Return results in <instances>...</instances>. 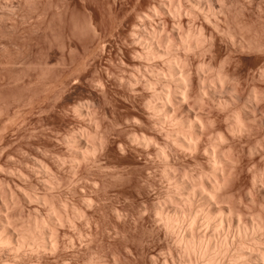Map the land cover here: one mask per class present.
Segmentation results:
<instances>
[{"label":"rangeland","instance_id":"1","mask_svg":"<svg viewBox=\"0 0 264 264\" xmlns=\"http://www.w3.org/2000/svg\"><path fill=\"white\" fill-rule=\"evenodd\" d=\"M174 1L177 4L181 1L182 15L174 16ZM201 1L205 7L201 4L199 10L191 7L190 9L187 0H0V209L6 213L7 203L10 202V216H15L18 211L17 214L22 216V220H27L32 214L46 219L51 213V208L55 206L54 209L59 214V218L55 214L56 218L63 217L62 225L57 220V253L48 251L43 252L45 255H33L28 252L29 254L24 255H28L26 259H21L27 261H24V264H88L91 260L89 258L101 259L104 264L105 261L107 264H172V261L173 264H179L180 252L176 237L170 231L166 232L164 221L159 219L160 216H157L155 210L157 204L162 203L169 187L168 181L161 174V161L154 158L156 155L152 148H145L133 140L134 132L136 136L139 134L138 137L148 135L158 137L160 142L163 140L160 133L162 131L158 125H154L157 124L156 117H153L152 111L148 109L147 102H154L153 89L160 92L162 87V76L160 78L154 72L157 73V70L162 68L158 71L165 73L166 67L159 58L148 60L144 57L145 42L140 39L146 41L144 37H149V34L156 30L159 39L172 36L177 40L184 30L196 32L204 29L203 33L205 32L208 39L203 51L209 48L211 50L205 54L202 51L203 56L202 53L189 55L191 58L188 60L190 63L193 61L189 64L194 78L200 62L207 63L206 65L214 70L222 69L231 78L234 76L233 81L238 80H235L238 86L235 84L239 87V101L229 107L230 110L219 108L209 101L213 103L210 104L207 99L206 104L204 103L206 107L201 112L206 119L215 121L213 128L217 126L215 129L228 135L229 144H233V152L239 163L235 169L237 178L234 177V180L238 190L242 188L235 191V198L241 195L243 199L238 196L237 201L248 199L245 206H252L249 210L253 208V213H262L260 202L264 184L252 186V174L257 176L264 170V0ZM218 2L224 5L225 9L220 10L222 7ZM208 3L212 5L211 8ZM168 8L173 9V17L170 16L171 11L169 12ZM217 10L226 12L223 14ZM189 12L194 13V17L192 14V17L189 16ZM207 13L209 15H206ZM213 23L218 25L214 26ZM173 24L179 25L177 29ZM178 28L183 30L179 31ZM139 58H143L142 61ZM221 63L226 68L220 65ZM155 83L158 84L157 89ZM150 87L153 88L152 91ZM252 90L259 92L260 104L258 101L254 102L255 107L249 112L251 121L246 126L249 130L231 136L228 132V121L231 119L229 111L240 109ZM224 91L223 97L219 95L228 99L230 95ZM212 105L216 106L217 110ZM207 111H211L210 115ZM70 141H75L74 146ZM72 147L78 150L73 151L75 148L71 150ZM101 148H105V152ZM149 150L152 151L150 154ZM180 152L182 153L174 152L178 155L174 156L175 159H179L174 161L178 170L190 168L191 165L195 168L200 163L207 166L202 157L198 158L197 163V158L193 155H182ZM72 158L76 161L71 160ZM77 161L82 163L81 166ZM48 169L50 171H47ZM49 182L52 184L49 185ZM259 186L262 187L257 188ZM247 192L248 195H245ZM30 194L34 197L33 200H29L32 199L28 198ZM36 195L41 196L38 200L41 202L37 203ZM25 196L28 199L24 200ZM7 198L9 201L3 205ZM11 198L16 203L21 201V206L16 207L20 204L15 202L14 206ZM242 200L238 202L241 212L246 210L244 215L246 212L252 214L251 210L248 212L246 207L244 208ZM48 202L54 206L47 204ZM62 203H66L67 208ZM55 204L59 206L56 207ZM79 210L82 213H79L80 216L77 212ZM4 213L0 216H4ZM75 216L80 219L76 220ZM69 220H72V225ZM36 254L41 256L38 257L40 260Z\"/></svg>","mask_w":264,"mask_h":264},{"label":"bare ground","instance_id":"2","mask_svg":"<svg viewBox=\"0 0 264 264\" xmlns=\"http://www.w3.org/2000/svg\"><path fill=\"white\" fill-rule=\"evenodd\" d=\"M187 1H188L187 3H189V8L191 7L192 9L201 10L200 5L202 4L201 2H203V1H201V0H187ZM208 1H211V0H208ZM180 3H181V1L179 2V4L176 3L174 8L172 7L174 10L172 8H171V10H169L170 8H168L169 12L171 11L170 12L171 14L169 13L170 16L173 15L172 10H173L174 16L175 15L179 16V14H181L182 8H181ZM170 4H173V3H170ZM208 4L210 5V3H208ZM211 6L212 5H210V8H211ZM203 7H205V6L203 5ZM221 7L222 8L220 10L225 9V8H223V7H225L224 5L223 6L221 5ZM226 7H227V5H226ZM184 8H185V6H184ZM210 8H208L209 12H210ZM198 11H197V13H198ZM211 11H213V10H211ZM152 12H154V11L152 10ZM223 12L220 11L219 13H223ZM227 12L229 13V11H227ZM208 13L206 15H209ZM153 14H155V13H153ZM191 14L193 16L194 13L189 12V16H191ZM214 14L213 15L211 14V15L214 16ZM199 15H201V14H199ZM227 16H228V14H227ZM149 17H151V16H149ZM207 17H210V16H207ZM178 19H176V20L178 21ZM217 20H218V18H217ZM210 21L208 19L209 24L212 25V23ZM218 22H220V21H218ZM213 25H214V23H213ZM215 25H218V24L215 23ZM178 26L174 25L173 27H176V29H177ZM180 29H179V31H180ZM217 29H220V28H217ZM182 30L183 29H181V31ZM201 30L196 31V32H194L190 29H188L186 31L184 30L183 32H181L179 34L177 40L173 39L172 36H171L172 38L166 37L164 39H161V37H160V39H159L158 35H157L158 32H156L157 30L156 31L154 30L155 32H151V34H149V37L148 36L144 37V38H146V41H145V39L140 38V39H142V42H143V40L145 42V46H143V47H145V49H143L145 51L144 57L146 56V58L148 60H152V59L154 60L155 58H157V59L159 58V60L161 59L165 63V64L163 63V65H165V67H166V70L164 69L166 71L165 73L163 71L162 72L158 71L160 68L158 70L154 69V71L157 70V73L156 72H154V73L157 74L158 77L161 78V76H162V79H160V81L163 80L164 83L161 81V84H162L161 85L160 83L157 82L162 87H161L160 92L154 91L155 88L154 89L151 88L153 83L150 80L152 83L150 88H151V91L153 89V92H154V97H153L154 102L149 103V102L145 101V103L146 102L148 103L147 104L149 107L148 109L150 111H152L151 113L153 114V117H156L157 124H154V125L159 126L160 131H162L160 133H162V136H163V138L161 137V139H163V140L160 142V140H158L159 139L158 137L153 138L150 136L148 137V135L147 136L142 135V137H138L139 134L136 136L135 132H134L135 134L133 133V135L135 137H133V135H132L130 138L133 137V140L136 141V143L139 142L145 148H148V149L152 148V150L155 153L154 155H156V156H154V158L156 157V158H158L159 161H161L160 162L162 164V165H160V166H162L161 174H162V176H164L166 178L165 180L168 181L169 187L168 188L166 187L168 190L163 197L164 199L162 198L163 199L161 201L162 203H160V201H159L160 204H157L158 201L156 202L157 206L155 207V210L157 212V216L158 215L160 216L159 219H162L164 221V224L167 228L166 232L170 231V233H173L176 237V239L175 238L174 239L176 241V244L179 247L178 249L180 252V254H178L179 258H180V260H179L180 262L178 261L179 264H264V215H263L264 214V193H261V202H260L261 204L260 205H261L262 213L260 212L259 214H257V212L253 213L254 211L252 212V210H251L253 208H251L250 209L251 211H250L249 208L252 206H250L248 204L247 205L250 207L247 208V206H245V204H246L245 201L248 199H246L244 201V200H242L243 199L242 196L237 194L238 196H241L242 199H240L239 201L242 200L241 203L244 204V208L246 207L245 209H247L248 212L249 211L252 212V214L249 213L250 215L247 214V212H246L245 215H248V216L245 217L244 213L246 210L243 209L244 210L243 213L241 212L242 210L238 207L239 203H240L239 201H237L238 196L235 198V196H236L235 191H239L242 188H240L238 190V187H237L238 185L235 183V180H234L235 179L234 177H236L235 176V174H236L235 169H236L237 164H239V163L237 162L236 156L234 155V152H233V149H234L232 146L233 144H229L228 135H226L225 133H223L219 130H216L217 126L215 127L216 129L213 128L215 121L212 122L213 120L211 121L210 118L206 119L207 117L205 118V116H203V114L201 112V110L205 109V107H206V106H204V103L207 99H208V103H210L209 101H211L214 103V105L216 104V106H219V108L220 107L221 108H229L232 105L236 104L239 101V97L237 95L239 87L237 88L238 83L235 81L237 79H234V81H233L232 78L234 76L231 78L227 73L223 72L224 70H222V69L217 70L216 68H215L216 70H214V69H212L211 66L208 67L209 65H206L207 63L204 64V63H200V62H199V64L197 63L198 65H197L196 74H195L196 77L194 78V76H193L194 74L192 73V70L190 67V64L193 61L190 63V61L188 59L191 58L189 55H191V54L195 55L198 53L200 55V53H202V51L205 49L204 45L206 46L205 42H207L206 40L208 38L206 39V35L204 34L205 32L203 33L204 29L202 31ZM216 31H218V30H216ZM159 32H161V31H159ZM228 32H230V31H228ZM232 32H233V30H232ZM162 33L163 32H161V34ZM169 34L170 33L168 32L167 35H169ZM231 34L233 35L234 32ZM159 35H160V33H159ZM163 35H165V34L163 33ZM162 38H163V36H162ZM245 39H247V38H245ZM249 40H250V38H249ZM232 41H233V37H232ZM138 43H141V42H138ZM142 44L144 45V43H142ZM234 44H235V42H234ZM209 49L208 50L206 49L207 51H203L204 54H205V52H208ZM204 54L202 53L201 55L203 56ZM138 55H141V54H138ZM205 58H207V57H205ZM141 59H143V58H141ZM201 59H203V58H201ZM224 61H226V60H224ZM146 62L151 63V61H146ZM194 62H195V60H194ZM211 62H212V60H211ZM222 63L224 64V62H222ZM222 63L220 65H222ZM152 64H153V62H152ZM157 64L155 63V65H157ZM192 65H194V64H192ZM215 65H217V64H215ZM222 66L224 67V65H222ZM147 67H149V65ZM155 68H157V67L155 66ZM224 68H226V66ZM149 69H150V67H149ZM160 70H162V68ZM142 72H143V70H142ZM227 72H229V71H227ZM139 73H140V71H139ZM151 73L153 74V71ZM151 73H149V74L151 75ZM210 73H211V76H210ZM140 75H142V73ZM154 76L156 77V75H153V77ZM132 78H133V76H132ZM144 78H147V77H144ZM134 79H135V77H134ZM235 83H237V86ZM149 84H150V82L148 83V85ZM158 84L155 83L154 85L156 86ZM157 87L158 86H156V89H157ZM145 89H147V88H145ZM223 91H224V93L227 91L228 94L230 95V96H228L229 97L228 99L222 98L223 97L222 96ZM258 93L255 90H252L250 92L248 98L243 102L240 109H237V110L234 109L232 111H229L230 115H231V119L228 117V119H230V121H228V122H230V123H228L229 124L228 132L231 136H235L237 134H241L244 131L249 130V128H246L247 123L251 121V117L249 116V112H250L252 107L253 108L255 107V105H253L254 102L259 100L260 94L258 95ZM219 94L222 97H220ZM155 100L158 102H155ZM148 101H150V99ZM151 101H152V98H151ZM191 102H192V104H191ZM259 102L260 101H258V103ZM213 103H210V104H213ZM207 105H209V104H207ZM216 106H213V107H215V109H216L217 108ZM256 109H258V108H256ZM79 110H81V108H79ZM149 110H147V111H149ZM229 110H230V108H229ZM254 111H251V112H254ZM77 112H79V111H77ZM207 112H209V111H207ZM210 112H209V115H210ZM151 113H150V116H151ZM206 115H208V114H206ZM153 120H154V118H153ZM136 122H138V121H136ZM140 125H142V124H140ZM143 126H144V124H143ZM150 128H153V127H150ZM157 129L158 128H156V130ZM145 130L147 131L148 129L145 128ZM158 131L159 130H157V132ZM88 136H90V135H88ZM260 138H261V136H260ZM70 139L74 140L73 138H70ZM92 139H93V137H92ZM97 139L95 140L96 142H97ZM71 142L72 141H70V143ZM86 142H87V140H86ZM89 142H91V141L89 140ZM74 143H75V141H74ZM74 143H71V144L74 146ZM91 143H94V142L92 141ZM99 143H101V142H99ZM234 143H236V142H234ZM131 144H133V143H131ZM83 145H84V143H83ZM76 146H77V143H76ZM239 146H240V143H239ZM92 147H93V145H92ZM101 147H102V145H101ZM140 147H142V146L140 145ZM144 147H142V148H144ZM73 148H75V150ZM97 148L98 147H96V149ZM123 148H125V146ZM238 148H240V147H238ZM251 148H253V147H251ZM72 149H73V151L78 150V149H76V147H72L71 150ZM85 149H88V148L86 147ZM103 149H105V148H103ZM241 149L244 150L242 147H241ZM144 151L145 150H143V152ZM179 151H182V153L180 152L182 155H183V153H185L184 155H187L186 153H188L189 155L191 154L195 158H197L196 159L197 161L194 160V163H195V161L198 163L199 162L198 158L202 157L203 160L202 159L201 160L203 161V163H204V161H206L205 164H207V166L206 165L203 166L204 164L202 165L200 163V164H197V166L195 168H192L193 165H191L192 167H190V168H185L183 170L180 168L181 170H178V165H176L174 163V161L175 160L177 161L179 159H175L174 156L177 155ZM81 152H83V151H81ZM81 152H80V154H81ZM88 152H89V149H88ZM151 152L152 151H150L149 154ZM174 152H176L177 154ZM93 153H95V151ZM151 155H153V154H151ZM93 156H94V154H93ZM193 156H191V157H193ZM180 157H181V155H180ZM205 157H206V159L204 160ZM238 157L241 158L240 156H238ZM99 159L97 161H99ZM71 160L76 161L73 158ZM201 160H200V162H202ZM92 161H94V160H92ZM95 161H96V159H95ZM192 161H193V159H192ZM77 162H79V161H77ZM95 163L93 162V164H95ZM81 164L82 163H80L79 165L81 166ZM43 166L44 165H42V168H43ZM105 166H107V165H105ZM114 166H112V167H114ZM180 166L183 167V165H180ZM38 167H40V166H38ZM186 167H188V166H186ZM205 167H207V168H205ZM38 170L41 172V170L39 168H38ZM115 170H114V173H115ZM258 170H260V169H258ZM47 171H50V170L48 169ZM42 172H44V171H42ZM111 173H113V172H111ZM253 173H254V171H253ZM45 175H46V173H45ZM125 176H124V178H125ZM254 176L252 174V177H253L252 178L253 181L251 180L253 182L252 186L256 187L259 184H261V185L264 184V170L263 169H262L261 174H258L257 176L254 174ZM49 177L51 178L50 175H49ZM112 178H114V177H112ZM114 179L116 180L117 178L115 177ZM130 180H132V179H130ZM236 181H237V179H236ZM47 182L48 181H46V185L48 186ZM52 182H51V184H52ZM233 183H235V185ZM238 183H239V181H238ZM51 184L49 182V185H51ZM239 185H241V184H239ZM53 186H55V185H53ZM260 187H262V186H259L257 188H260ZM257 188L255 191L258 190ZM262 188H264V187H262ZM48 189H49V187H48ZM52 189H54V188H52ZM251 191H253V190H251ZM251 193L249 192V194H251ZM246 194L248 195V192L245 193V195ZM12 195H13V197L12 196L11 197L14 199L15 196H14V194H12ZM31 195L32 194H30V197L27 195L28 198H31L32 197ZM252 195H254V194H252ZM27 196H25L26 198H23V199L24 200L28 199ZM34 196H35V194H34ZM39 197H41V196H39ZM39 197H37V195H36L35 199L37 200V203L41 202V201H38L41 199ZM247 197H249V196H247ZM8 198H7V200H5V203L3 202V205H6V202L9 201ZM244 198H246V197H244ZM13 199L11 202L12 204L15 202V200H13ZM33 199H34V197H32V199H29V200H33ZM16 201H17V198H16ZM32 202L30 201V203H32ZM88 202H90V201H88ZM9 203L10 202L7 203L8 206H9ZM17 203H19V202L17 201ZM17 203L15 202V204H17ZM20 203H21V201H20ZM27 203H29V202L27 201ZM44 203H46V200ZM47 204H49V202ZM50 204L54 206L53 203H50ZM63 204L64 203H62V205ZM65 204L63 205L64 207H66ZM83 204H85V203H83ZM49 205H47V206H49ZM57 205H56V207H57ZM8 206L6 209L10 210L11 208L9 209ZM17 206L19 207V206H21V204L20 205L17 204L16 207ZM241 206H243V205H241ZM64 207L62 208V206H61V208L65 210ZM3 208H4V206H3ZM54 208H55V206L51 208L52 209L51 213L49 212L50 215L46 219L44 217L43 218L37 217L36 215L33 216V214L31 216H29V214H31V213H29L28 214L29 218L27 220L24 218H23L24 220H22V218H20L22 216H19L17 214L18 211L16 214L18 215L19 218L16 217V214H14L15 216H10L11 215V213H9L10 211L8 212V210H6V209H4L7 211V212L5 211L6 213L2 212L0 209V215L4 213V216H0V264H21L25 261V260L21 261L22 257H25L24 255L29 254V253H33V255H34V253H38V254H41L43 252L48 253V251L51 253L53 252L54 254L57 253L55 250L56 249L59 250V248H58L59 247L58 246L59 240L57 242L58 238H57L56 231H58L57 226L59 225V222L60 223L62 222L63 217H61L60 219H57L56 216H58V218H59V214H58V211ZM22 209H23L22 213H24V208L22 207ZM47 209H49V208H47ZM19 210H20V208H19ZM73 210H72V212H73ZM79 211H77L78 215H79V213H81V211L80 212ZM83 211H85V210H83ZM35 212H37V210H35ZM73 213H75V212H73ZM5 214H8V215H5ZM55 214H56V216H55ZM65 214L67 215L68 213L66 212ZM84 214H83V216H84ZM72 215H75V214H72ZM85 217L86 216H84V218ZM67 218L70 219L71 217H67ZM77 218L78 217H76V220H77ZM78 219H80V217ZM81 219H83V217ZM65 220L67 221V219H65ZM71 221H70V223H71ZM61 225H62V223H61ZM71 225H72V223H71ZM63 226H64V224H63ZM57 233H59V232H57ZM177 245H176V247H177ZM172 246L174 247L173 244H172ZM101 250H102V248H101ZM5 252L7 253V255ZM179 252H177V253H179ZM44 253H43V255H45ZM170 253L172 254V251ZM93 254L95 255L97 253H93ZM100 254L101 253H99V255ZM103 254H104V252H103ZM30 256H31V254H30ZM39 256L37 255V259H39L38 258ZM26 257L23 259H26ZM34 257H36V256H34ZM160 257H161V255H160ZM170 257H171V255H170ZM176 258H172V259L175 260ZM89 259H91V260L88 261V264H104V263H102L103 261H100L101 259H98V258H96L98 260H96V259L94 260L92 258H89ZM41 261H42V258H41ZM26 262L27 261H25V263ZM28 262L30 263V261H28ZM105 262L107 264V261H105ZM165 262H167V261H165ZM173 262L174 261H172L171 263L173 264Z\"/></svg>","mask_w":264,"mask_h":264}]
</instances>
